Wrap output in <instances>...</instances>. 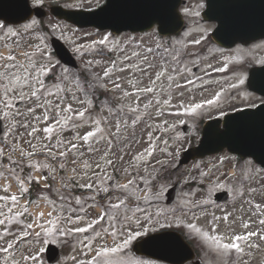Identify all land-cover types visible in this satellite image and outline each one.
Here are the masks:
<instances>
[{"label":"rangeland","instance_id":"1","mask_svg":"<svg viewBox=\"0 0 264 264\" xmlns=\"http://www.w3.org/2000/svg\"><path fill=\"white\" fill-rule=\"evenodd\" d=\"M50 1L55 0H31L34 4ZM60 1L69 7L83 8L94 7L101 2ZM197 2L186 0L180 5L184 16L189 19V27L181 36L169 40L158 39L154 31L114 35L106 30L78 28L51 15L19 25H3L0 22V54L7 55L10 51L16 57V62L29 68L35 64L37 68L43 66L51 69L43 74L33 73L34 76L38 75L43 88L39 87L36 80H32L29 87H18L15 93L7 95L4 94L3 86L8 82L0 78V118L5 127V138L0 141V149H4V155L0 157V170L13 168L22 178L32 176L34 182L25 185L30 190L23 195L21 203L29 201L31 195L33 202L39 203L45 213L51 209L40 200L41 196L50 197L49 204L54 200L57 207L67 208L63 192L65 188L70 191L72 187L71 184L63 187L62 182H67L73 175V168L79 176L85 171L90 176L95 172L92 176L94 188L89 190L91 194L97 192V188L101 189L100 192H113L106 207L110 203H117L122 197L116 191L117 185L131 181L128 191L135 192L139 198L133 199L132 208L143 209L133 217L131 227L134 231L179 228L187 238L195 241L201 259L207 264H264V240L260 239V236H264V223H261L264 211L255 208L259 204L264 209V168L250 158H238L224 150L191 161L177 171L172 170L179 153L197 142V127L201 119L262 99L248 91L245 79L248 66L264 60V41L259 39L248 46H233L230 49L209 45L205 38V32L210 28L208 23L193 22V17L199 14ZM50 35L57 36L66 45L77 61L76 68L66 66L57 59L49 43ZM193 67H198V71L194 72ZM104 69L109 70L108 77L103 76ZM161 72L164 74L156 79ZM113 82L118 83L120 88H114ZM146 87L154 91L127 97L123 95L125 91L132 93L135 88ZM33 90L38 91V98L31 97ZM21 91L24 93L23 98ZM164 100L170 103L164 104ZM5 102L11 107H5ZM17 102L18 105L15 104ZM37 104H44L45 107H37ZM68 105H71L72 111L64 112L63 109ZM196 105L202 107L197 108ZM29 108L35 111L29 113ZM130 108L137 109L135 115L129 111ZM79 111L85 112L83 118L74 117L73 112ZM44 115L52 119L45 121ZM133 119L138 121L135 126L132 125ZM118 120L122 125L126 123L127 129L122 128L119 136H116L115 123ZM25 123L29 127L20 126ZM182 123L191 125L188 134L181 131ZM32 127L38 131L29 136ZM46 127H51L53 132L46 133ZM88 131H94L96 135L86 143L77 139ZM110 132L112 135H109ZM25 141H31L35 149L30 148ZM61 141L64 145L60 150H67L69 142L77 144L78 150L68 152L66 158L56 161L41 152L42 145H57ZM18 146L36 154L31 158H22L18 152H11L13 147ZM73 160L77 163L73 164ZM107 160L113 161V164L109 166ZM85 161L91 164V170L83 168ZM60 164H66L63 171L59 170ZM97 164L99 168H96ZM111 179L115 180L109 185ZM175 181H180L177 200L172 205H166L164 192ZM77 182L83 184L88 181ZM4 183L0 179V196L18 194L16 181L9 182L12 185L9 193L2 190ZM45 184L51 185V188H45ZM223 188L230 192L229 200L213 201V193ZM89 202L91 200L88 199L86 209H94L95 206ZM3 203L0 201V206ZM28 208L29 215L12 219L9 224L16 235L0 239V247H6L9 240L16 245L8 253L0 252V264H34L32 260L25 261L22 258L29 254L39 257L35 264H47L41 251L44 250L45 239L55 243L63 252L71 250L56 264H86L96 249L114 247L124 239L120 235L114 241L112 237L109 239L103 229H89L87 235H61L56 231L52 236L42 235L40 240L34 235L21 240L23 225L31 223L40 209L32 204ZM4 211L7 212V208ZM118 211L132 216V211L126 212L125 208ZM91 213L96 215L95 210ZM61 215L67 216L69 212L65 211ZM225 215L228 216L227 221L223 220ZM84 217L81 224L65 222L64 227H86L94 216ZM135 220H139V224ZM244 224L249 227L245 228ZM213 225L216 227L215 232L211 230ZM116 227L121 228V224L117 222ZM123 229L126 232L128 226L124 225ZM0 232H3L2 226ZM98 232L101 234L99 237ZM248 232L258 235L242 242L243 254L239 257L235 253L219 250L211 240L213 235H223L225 242H231L233 234ZM86 243L90 244L91 250L85 247ZM105 259L109 264H162L133 257L128 246Z\"/></svg>","mask_w":264,"mask_h":264},{"label":"snow or ice","instance_id":"2","mask_svg":"<svg viewBox=\"0 0 264 264\" xmlns=\"http://www.w3.org/2000/svg\"><path fill=\"white\" fill-rule=\"evenodd\" d=\"M39 2V0H37ZM158 23H162V21L157 20ZM223 23L221 24V27H223ZM101 43H104V41H101ZM149 52L151 49L148 50ZM25 55H28L25 53ZM128 59V57H126ZM145 61L147 60V57H144ZM151 67V65H149ZM0 69H3L2 72H0V78L6 79L7 84H5L4 87V94L7 95L9 93H15L17 91V88H23V87H29L31 84L32 80H36L37 84L39 85L40 88H43V83L42 81L39 80L38 75L34 76L33 73H40L43 74L47 71H50V68H45L41 66L40 68H37L35 64L29 68L27 65L21 64L19 62H16V57L9 53L7 55H2L0 54ZM121 71H124L125 69H120ZM140 71H146L145 69H139ZM164 73H158L156 76V79H159L160 76H162ZM110 75V72L108 69H104L103 76L108 77ZM171 79V77H169ZM155 83V81H152ZM114 88L119 89L120 85L118 83L113 82ZM46 91V89H45ZM154 91L153 88L151 87H146V88H135V91L132 93H129L125 91L123 95L125 97L130 96V95H138L139 93H152ZM21 97L23 98L24 93L21 91L20 92ZM32 98H38V91L33 90L30 93ZM49 95H54L53 93H49ZM83 103V101H81ZM164 104H169V100H164ZM214 101H207L206 103H213ZM159 103V101H157ZM5 107L10 108L11 105L5 102ZM37 107L44 108V104H37ZM197 108L202 107V105H196ZM35 109L29 108L28 112L32 113L34 112ZM64 112H69L72 111L71 105H68L66 108L63 109ZM129 111L133 113V115L136 114L137 109L136 108H130ZM7 115V114H6ZM74 117H80L83 118L85 116V112L79 111V112H73ZM37 119H40L37 117ZM49 119H52L51 117L44 115L43 120L48 121ZM57 124L59 123L58 120L55 121ZM138 121L133 119L132 120V125L135 126ZM21 127L27 128L29 127L28 124H21ZM76 127H79L80 125H75ZM122 128L124 130L127 129V124L125 123L122 125L120 121L118 120L115 123V129H116V136H119ZM38 129L36 127H32V130L28 132L29 136H33L35 132H37ZM46 133H51L53 132V129L51 127H46L44 129ZM220 135H226L227 134V129L223 133H219ZM96 135V132L94 131H88L86 132L83 136H78L77 139L83 140L85 143L90 139L93 138ZM109 135H112L110 132ZM47 139V137H46ZM25 143L28 144V146L32 149H35V145L32 144L31 141H25ZM70 143V147L67 150H60L64 142L61 141L57 145H50V144H44L41 147V152L45 153L50 157L52 161H56L58 158H66L68 152L76 151L78 150V145L75 143ZM89 151H95V149H90ZM12 153H19V155L23 158L27 156L28 158H31L33 155H35V152H29L26 151L22 146L18 147H13L11 149ZM4 155V149H0V157ZM81 155H83L81 153ZM151 155V153H149ZM138 159L140 157H137ZM9 161H11V156L8 157ZM109 166L113 164V161L107 160L106 161ZM13 164H15V161H12ZM73 164H76L77 161L73 160ZM32 167V165H29ZM66 167V164H60L59 170L63 171ZM91 164H89L87 161L83 163V168L86 170H91ZM100 165L97 164L96 168H99ZM0 168H2V165H0ZM56 169L55 167L53 168V172L55 173ZM73 175L68 178L67 182H62L63 187H68L69 184H73L74 181L78 180H86L88 181L87 183H74V187H80L86 190H92L94 188V181L92 180V176L95 175V172L92 173V176L88 174V171H85L82 176H79L76 174V169H72ZM55 179V175L52 177ZM99 177H97L98 179ZM0 179H3L5 182L3 184L2 190L5 193H9L11 189V183L10 181H16V186L18 188V194H10V195H3L0 196V201H3V205L0 206V226L3 227V232H0V239H5L8 236H14L12 232L11 227H9V224L11 223L12 219L22 217L24 215H29V208L28 205L32 204L35 208L39 209L40 204L37 202H33L31 200L24 202L23 204L21 203V198L23 195L27 192H29V187H25L26 184L30 185L31 183L34 182V179L32 176L25 178H22L21 176L17 175L15 170L13 168H7L0 170ZM44 179H47V177H44ZM35 182H39L36 180ZM132 182L129 181L126 184L122 185H117L116 191L120 192L122 194V197L118 199V202L115 204L110 203L107 207H104L101 205V207H104V211L97 216L95 219L91 220L90 222H87L86 227H75V228H66L64 227V223L66 222L67 224H81L84 220L85 217L81 215V213H84L87 211L85 205L87 204V200H85L83 197H76L74 202L72 201L71 197H65V202L67 203V208L63 207H57L55 204V201L53 200L51 204H49V200L51 199L48 196H41L40 200L44 201L46 205L49 206L51 210H49L47 213L43 211H37L35 213V218L31 223H26L23 225L22 232L20 234V239L25 240L29 236L34 235L37 240H40L41 236H52L53 233L56 231H59L61 235L64 234H75V233H86L89 229H92L95 231V225L101 224L106 216H108V213L110 210H117V216L120 215L119 209L125 208L126 212L127 211H132V216H128L126 213L123 215L122 219L119 221L121 224V228L116 227V223H112L109 228L103 229L104 233L111 236L113 240L115 241L118 236L122 235L124 239L120 243H116L114 247H100L95 250L94 255L90 260L86 262V264H109V261L106 260L105 258L108 257L109 255H114L116 253L121 252L123 249L127 248V246L131 243L133 240H137L138 237L147 234L149 231L148 229H145L144 232H139V231H134L131 227L133 223V217L137 212L143 211V209H140L139 207H135L133 210L132 208V201L134 198L139 199L136 197L135 192H129V188L131 187ZM45 188H51V185L45 184ZM101 191V189L97 188V192ZM57 194L59 193V190H56ZM89 199L93 203H95L96 197L92 196ZM15 206L13 208L12 206ZM88 207H91V205H88ZM4 208H7V212L4 211ZM255 208L260 211H264V209L261 208V205L257 204L255 205ZM68 211L69 215L63 216L61 213ZM45 215H47L48 219L45 220ZM150 219V217H149ZM215 219H220V218H215ZM223 220L227 221L228 216L225 215L223 217ZM136 224H139V220L134 221ZM261 223H264V220H261ZM127 225L128 230L125 232L123 229V226ZM245 228H248V224H244ZM33 230V231H29ZM212 232L216 231L215 225L212 227ZM199 231V229H197ZM101 234L98 232L97 236L99 237ZM258 235L257 233L254 232H248L245 234H233L230 237L231 242H225V238L223 235H213L211 237V240L216 244L217 248L222 251H227L229 254L235 253L237 257L243 254V248L241 246L242 242L248 241L252 236ZM261 240H264V236H260ZM44 243H49V240L45 239ZM171 243V237H169L167 234H160V235H154L150 236L148 239H143V240H138V245L139 246H144L148 244H154V245H159L161 247L166 246ZM16 245L13 244L11 240L7 241V246L6 247H0V252L8 253L10 252ZM251 246V245H250ZM85 247H88L91 250L90 244H85ZM43 251V249H41ZM25 261L27 260H32L35 264V261L39 258L36 255H26L22 257Z\"/></svg>","mask_w":264,"mask_h":264},{"label":"water","instance_id":"3","mask_svg":"<svg viewBox=\"0 0 264 264\" xmlns=\"http://www.w3.org/2000/svg\"><path fill=\"white\" fill-rule=\"evenodd\" d=\"M118 1L121 2V0ZM158 6L160 7V2L158 0L149 1L145 4V11L139 10L138 18L129 21L124 18V7H121V5H113L112 0H108L106 5L92 11H71L57 7L52 8L51 11L56 16L71 21L79 26L94 25L99 28H111L113 31L117 32L127 28L131 30H141L148 27L149 25H146L147 20L157 21ZM1 9L5 12L10 10L14 11V14L19 17L16 18V20L22 18L29 12L26 8V0H2V3L0 2V10ZM117 10L118 12L115 14ZM134 14L136 13L131 12L129 16H133ZM37 15H40V13H37ZM52 43L59 58L63 62L75 65L73 58L56 38H52ZM261 83L262 84H258L255 87L252 86V88L264 94V79H261ZM223 127L224 129L218 128V123L215 121L207 122L203 127L199 144L183 153V157L180 159L178 166L187 162L190 158L216 152L222 150L224 147L230 152L238 153L240 156L250 155L256 162L264 166V103L258 105L254 109H245L226 115L223 119ZM226 129V135L222 136L219 134L225 132ZM1 132L2 129L0 126V133ZM176 191L177 185L167 190V202H172L175 199ZM216 198L225 199L226 193L220 192L216 194ZM162 234H167L171 237L170 244L163 247L148 244L142 246L141 251L152 257L163 259L174 264L182 263L190 258V249L178 235L171 232ZM150 236L144 239H148ZM46 257L50 262L56 261L59 257L56 247L48 245ZM194 264L200 263L196 262Z\"/></svg>","mask_w":264,"mask_h":264},{"label":"flooded vegetation","instance_id":"4","mask_svg":"<svg viewBox=\"0 0 264 264\" xmlns=\"http://www.w3.org/2000/svg\"><path fill=\"white\" fill-rule=\"evenodd\" d=\"M196 4V7H200L201 9L205 6V0H198V2L197 3H195ZM189 5L191 6L192 5V3H189ZM201 11V10H200ZM200 11H199V13H200ZM182 14H183V12H182ZM183 16H184V14H183ZM193 22H195V24H197L198 22H204V23H208L209 25H210V28H209V31H208V34L210 33V31L214 28V26H215V22H212V21H205V20H203L202 18H201V16H200V14H198V15H196L195 16V18L193 17ZM184 21H185V29H187L188 27H189V19L186 17V16H184ZM256 40H259V39H253V40H249L248 42H246V44H240V43H238V44H236L235 46H237V47H243V46H248L251 42H253V41H256ZM209 41H211V40H209ZM264 41V40H263ZM213 42V41H212ZM207 44V43H206ZM208 44H211V42H208ZM213 45H214V47H219V45H217L215 42H213ZM219 48H221V46L219 47ZM223 48V47H222ZM250 66V65H249ZM248 66V67H249ZM109 196V195H108ZM112 196L113 195H110L109 196V198L111 199L112 198ZM101 198H107V196L106 195H103V196H100ZM98 210V215L97 216H99L103 211H104V207H101V208H98L97 209ZM120 213V212H119ZM87 217H90V216H94V215H91V214H85ZM124 214H122V213H120V215L119 216H117V210H110L109 211V213H108V216H106V218L104 219V221L101 223V224H99V225H95L94 227H95V230H97V229H104L106 226H110L112 223H116L117 224V222H119L121 219H122V216H123ZM96 217L94 216L93 218H91L90 219V221L91 220H93V219H95Z\"/></svg>","mask_w":264,"mask_h":264}]
</instances>
